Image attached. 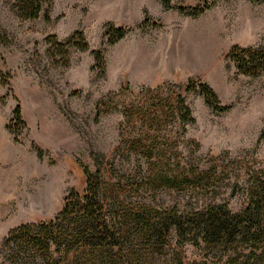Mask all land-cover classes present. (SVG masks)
Returning <instances> with one entry per match:
<instances>
[{"label":"rangeland","instance_id":"obj_1","mask_svg":"<svg viewBox=\"0 0 264 264\" xmlns=\"http://www.w3.org/2000/svg\"><path fill=\"white\" fill-rule=\"evenodd\" d=\"M0 25L11 40L0 45L7 78L0 83V245L14 226L53 217L69 190L84 188L82 168L94 170L99 154L107 167L125 162L133 176L140 163L152 167L120 154V134L154 133L162 172L203 179L195 189L145 184L143 201L180 209L221 201L240 210L249 175L264 169V72L241 73L227 54L234 44L264 46V1L47 0L37 18L21 19L0 0ZM108 25L127 32L109 44ZM75 31L88 49L70 47L63 64L48 38L64 41ZM93 50L103 53L102 72ZM198 81L230 108L213 111L185 90ZM177 94L194 117L184 134L165 115ZM17 104L25 125L15 141L6 125L20 127L11 122ZM170 239L173 248L174 233ZM181 253L185 261L200 256L188 244Z\"/></svg>","mask_w":264,"mask_h":264},{"label":"trees","instance_id":"obj_2","mask_svg":"<svg viewBox=\"0 0 264 264\" xmlns=\"http://www.w3.org/2000/svg\"><path fill=\"white\" fill-rule=\"evenodd\" d=\"M4 1L17 17L35 19L47 0ZM181 10L185 12L184 7ZM201 11L194 9L192 13ZM126 32L124 27L108 25L107 42L114 44ZM48 40L53 51L65 58L63 64L67 63L70 47L88 49L82 31H75L64 41L56 40L55 36ZM10 42L0 25V45ZM92 52L96 67L102 72L103 53ZM227 56L241 73L257 76L264 72V46L234 44ZM0 83H7L1 69ZM185 90L198 92L213 111L230 108L221 104L204 81L189 82ZM171 105L170 113L165 115H171L184 134L185 125L194 121L190 108L181 94L172 98ZM11 122L20 125L17 131L6 125L17 141L15 133L25 125L19 104L13 110ZM263 136L264 129L260 137ZM154 137L149 132L120 134L116 149L126 160L142 158L153 166L148 169L140 163L137 166L140 170L133 176L125 162H111L107 167L105 157L99 154L100 158H94V170L82 168L84 188L69 190L53 217L21 223L7 232L0 245V264H264V169L249 175L243 186L244 204L238 211H232L221 201L187 209L177 205L158 207L140 198L145 184L149 191L157 187L195 189L201 187L203 179L181 170L162 172L157 162L162 155ZM38 156H42L41 149ZM172 233L176 238L173 248ZM187 244L200 250L198 258L184 260L181 248Z\"/></svg>","mask_w":264,"mask_h":264}]
</instances>
